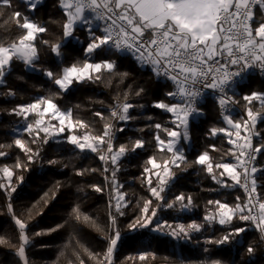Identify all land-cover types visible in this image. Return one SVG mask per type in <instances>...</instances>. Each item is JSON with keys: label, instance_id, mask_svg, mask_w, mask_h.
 I'll list each match as a JSON object with an SVG mask.
<instances>
[{"label": "snow or ice", "instance_id": "obj_1", "mask_svg": "<svg viewBox=\"0 0 264 264\" xmlns=\"http://www.w3.org/2000/svg\"><path fill=\"white\" fill-rule=\"evenodd\" d=\"M25 2L29 11H35L39 0ZM59 5L66 17L62 24L63 38L74 37L77 28L81 26H86L87 33L85 60L62 68L59 74L51 70L44 71L61 92L67 91L73 83L100 81L104 78V73L116 74L122 79L129 75L126 72L116 73L115 60L102 59L99 62L91 60L92 56L101 53L129 55L140 67L149 69L157 80L168 81L173 86L171 91L165 93L172 102L156 101L153 107L172 114L174 117L172 123L176 128H181L182 132L166 128L159 123L152 125L158 130L154 136L157 151L165 155L159 160L153 155L146 161L147 165L151 166L144 169L145 173L149 174L146 184L151 198L143 200L140 214L128 224L129 230L148 229L149 232L179 240L190 239L194 232H201L205 224L208 227L219 224L229 230L219 239L209 238L205 243L224 245L246 231L244 227H232L233 221L239 220L255 224L261 232V240L264 241V201L253 195L257 190L256 173L264 172V168L256 166L258 155L264 151V143L253 144V136L260 135L254 131L257 122L264 119V93L252 92L241 98L247 102L245 105L247 119H243L242 122L233 119L230 114H225L229 112V105L240 103L233 89L244 73L253 68L264 73V0H59ZM5 7L12 9V0H0V10ZM10 18L22 30V34L7 45L0 41V82H3V77L14 60L22 62L27 67H35V62L39 59L35 44L37 35L47 31L45 27L38 25L20 11H12ZM44 43L49 44L48 41ZM50 48L57 57L62 56L60 42L51 44ZM206 89L219 94L218 105L223 120L230 129L235 130L212 128L210 133L215 137L219 132H223L228 137L227 142L234 145V149H230L229 153L235 163L214 162L207 151L198 155L194 161L188 162L183 149L179 147L181 136L185 141L189 139L190 117L200 113L201 109L197 105ZM143 92L144 89L139 88L135 95L139 96ZM229 92L233 94L229 95ZM8 95L14 93L9 91ZM127 99V93L124 94V102H120L117 97V103L110 110L108 117L101 112L94 113L105 121L103 131L100 133H96L89 123L75 118L71 109L62 111L51 96L17 106L12 110L13 114L25 121H28L30 116L34 117L25 128L30 140L26 142L22 138H17L13 142L14 146L25 154L27 160L21 162L17 158L13 167H0V173L6 178V183L0 182V188L15 192L16 188L12 182L14 169L27 171L28 166L36 162L40 152L30 144H36L38 141L47 144L49 139L67 130L71 133L66 137L67 143L81 153L96 154L104 165L102 169L77 170L76 175L83 176L86 172L97 171L103 175L110 172L111 186L117 192L113 197L116 201L115 213L124 215L122 209L127 207L128 202L125 200V194L118 191L122 186L117 185L115 180L116 172L119 171L118 163L129 152L145 147V141L142 139L132 141L131 147L127 144L116 147L113 143L114 130L123 129H115L112 121L134 119L129 114L134 105L128 103ZM254 101L259 102V108L255 110L252 107ZM51 120L58 121V125L51 124ZM159 132L166 133L168 139L161 138ZM41 133L44 135L41 136ZM233 136L236 140L232 139ZM4 147L12 145L0 144V149ZM212 148L213 151H218L215 146ZM5 155L6 152L0 151V157ZM49 163L55 164L56 161ZM109 164L111 171L107 166ZM182 164L201 166V170L222 187L239 186L246 194V201L240 203L241 197L237 196V203L230 206L219 200H209L208 204L214 206V210L207 212L203 217L204 224L195 221L188 224L173 223L160 219L158 213L161 209L187 212L194 207L191 195L180 193L171 201L163 195L175 178L176 173L173 169L181 168ZM183 170H186V167ZM152 176L156 177L155 184ZM110 177L105 175V181H109ZM23 179V176L17 177L21 183ZM228 181L232 183L229 184ZM90 187L97 193L104 191L100 185ZM8 208L19 231V245L11 244L5 237H0V245L16 248L15 255L22 264H29L26 249L31 244V238L26 232L27 224L15 216L10 204ZM72 215L75 220L96 227L95 221L81 213L78 207L73 209ZM109 223L111 235L106 234L108 247L102 258L100 254L83 249L89 259L95 260L96 264H113V253L121 235L116 215L110 214ZM97 230L102 229L97 227ZM43 234L37 232L34 235ZM254 252L252 246L247 248L249 255ZM149 256L155 259V254L152 253H142L138 259L145 261ZM77 259L79 264H85L79 255ZM208 264L220 262L209 261Z\"/></svg>", "mask_w": 264, "mask_h": 264}, {"label": "trees", "instance_id": "obj_2", "mask_svg": "<svg viewBox=\"0 0 264 264\" xmlns=\"http://www.w3.org/2000/svg\"><path fill=\"white\" fill-rule=\"evenodd\" d=\"M12 4V9L5 7L0 10V41L7 45L22 34V30L10 18L12 11L24 13L47 31L37 35L35 44L39 59L35 62V67L27 68L22 62L14 60L3 77V82H0V144L12 145L0 149L7 153L0 157V167H13L17 158L21 162L27 160L25 154L16 148L13 142L17 138L28 142L30 137L25 130L21 131L19 136H15L14 131L18 126H27L34 117L30 116L29 120L25 121L13 114L12 110L47 96H51L62 111L71 109L75 118L89 123L96 133H100L105 121L94 113L101 112L108 117L110 110L117 103V97L120 102H124L123 97L127 93V102L134 105L129 113L134 119L112 121L115 129H123L114 130L113 143L116 147L121 144L131 147L132 141L142 139L145 141V147L129 152L118 163L119 171L116 172L115 180L117 185L122 186L118 191L125 194V200L128 202L127 207L122 209L124 215L121 216L115 213L116 201L113 197L117 192L111 186L110 172L103 175L99 171L86 172L83 176L76 175L77 170L81 169H102L104 165L96 154L81 153L67 143L64 137L51 138L47 144L39 141L30 144L40 152L36 162L29 165L27 171L14 169L12 182L16 188L15 192L0 188V237L7 238L13 245H19V231L12 213L9 212L10 204L15 216L27 224L26 232L31 238V244L26 249L29 264H69L70 261L72 264H79L78 255L85 264H96L83 249L100 254L102 258L108 247L106 234L111 235V214L117 216L121 235L113 253V264H208L209 261H219L220 264H264V241L261 240V232L250 221L234 220L232 227H244L246 231L224 245L205 243L209 238L219 239L229 230L219 224H213L211 227L205 224L204 229L194 232L190 239L179 240L149 232L148 229L129 230L128 224L140 214L143 200L151 198L146 184L149 174L144 171L145 167L151 166L147 165L146 161L153 155H156L158 160L165 155L157 151L154 136L158 130L152 125L159 123L166 128L182 132V129L176 128L172 123L170 113L153 107L156 101L172 102L165 95L171 91V85L166 81L157 80L150 70L140 67L130 56L101 53L92 56L91 60H115L116 73L126 72L129 75L122 79L119 75L104 73V78L100 81L73 83L67 91L61 92L44 71L51 70L59 74L62 68L86 59V26L78 27L74 37L64 39L62 24L66 17L59 0H44L35 11H29L20 0H12ZM57 42L61 43V57H57L50 48L51 44ZM139 88H143L144 92L137 96L135 92ZM9 91L14 95H8ZM233 91L235 97L240 100V108L246 113L247 102L241 98L252 92L264 93V75L250 76ZM252 107L254 110L258 109L259 102L254 101ZM199 108L201 111L196 118L190 119L189 139L185 141L181 136L179 142L187 161L192 162L198 155L207 151L214 162L235 163L229 153V150L234 148L227 142L228 137L223 132H219L215 137L210 133L212 128L233 129L224 122L212 101H206ZM231 116L237 121L243 120L240 113ZM255 131L260 135L255 136L254 145L264 143V119L258 120ZM70 134L66 132L65 136ZM43 135L41 133V136ZM159 135L168 139L164 132H159ZM212 146L218 151H213ZM49 161L56 163L50 164ZM107 166L111 171V165ZM256 166L264 168V151L258 155ZM185 167L186 170H183ZM173 171L176 173L175 178L163 195L169 201L180 193L191 195L194 207L187 212L161 209L158 213L160 219L173 223L188 224L195 221L204 224L203 217L207 212L214 210V206L208 204L209 200H219L234 206L237 196L241 197L240 203L247 199L239 186L222 187L201 170V166L182 164L181 168H174ZM105 175L110 177L109 181H105ZM18 176H23L22 183L17 180ZM256 177L258 198L264 201V172L258 171ZM152 179L155 184L156 177L152 176ZM0 182L6 183L2 173ZM91 185H100L104 191L97 193ZM76 207L81 213L91 217L96 227L75 220L72 211ZM97 227L102 230L98 231ZM51 229L56 230L49 231ZM37 232L44 234L35 236ZM249 246L255 249L252 255L247 253ZM15 252L14 247L0 245V264H22ZM142 253L155 254V259L149 256L145 261H141L138 257Z\"/></svg>", "mask_w": 264, "mask_h": 264}, {"label": "built area", "instance_id": "obj_3", "mask_svg": "<svg viewBox=\"0 0 264 264\" xmlns=\"http://www.w3.org/2000/svg\"><path fill=\"white\" fill-rule=\"evenodd\" d=\"M26 7H27V9H28V6H27V4H26V2H25V0H20ZM44 0H39V3H38V5L39 4H41L42 2H43ZM29 10V9H28ZM119 54V53H118ZM120 55H123V54H120ZM127 56H129V55H127ZM131 57V56H130ZM147 69V68H146ZM149 70V69H148ZM253 75H264V73H262L259 69H257V68H253V69H249L246 73H244V75H243V77L242 78H240L239 80H238V83L234 86V88L235 87H237V86H239V85H241V84H243L250 76H253ZM166 82H168V81H166ZM170 85H171V83L170 82H168ZM172 88H173V86L171 85V90H172ZM233 93L232 92H229V95H232ZM218 96H219V94L218 93H215V92H213L212 90H210V89H206V90H204V95H203V97L199 100V102H198V107L200 106V105H202V104H204L206 101H208V100H210V101H212L213 103H214V105L217 107V109H218V113H219V115L221 116V117H223V114H222V111H221V109H220V107H219V105H218ZM178 102V101H177ZM228 108H229V112L228 113H225V114H230V115H233V114H236V113H240L241 114V117L243 118V119H247V117H246V113L245 112H243L242 111V109L240 108V106H239V104H231V105H229L228 106ZM255 131V130H254ZM245 133L242 131V135H244ZM233 140H236V137L234 136L233 137ZM254 140H255V136H253V144H254ZM238 143H242V141H237ZM232 146H233V148H234V145L232 144ZM241 190L244 192V190L241 188ZM245 193V192H244ZM254 196H258V194H257V190H256V193H254L253 194Z\"/></svg>", "mask_w": 264, "mask_h": 264}, {"label": "rangeland", "instance_id": "obj_4", "mask_svg": "<svg viewBox=\"0 0 264 264\" xmlns=\"http://www.w3.org/2000/svg\"><path fill=\"white\" fill-rule=\"evenodd\" d=\"M27 68H31V67H27ZM171 115H172V114H171ZM196 116H197V115H194V116L190 117V119H194V118H196ZM173 119H174V117L172 116V121H173ZM51 124L58 125V121H56V120H51ZM229 127H230V126H229ZM25 128H26L25 125L16 127V129H15V131H14V135H15V136H19L20 132L23 131V130H25ZM180 129H181V128H180ZM233 131H235V130L233 129ZM66 132H68V131L66 130L64 133H61L59 136H56V137H53V138H55V139H63V137L66 138V137H67V136H65V133H66ZM233 137H234V136H233ZM179 147H180V146H179Z\"/></svg>", "mask_w": 264, "mask_h": 264}]
</instances>
